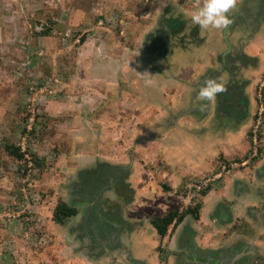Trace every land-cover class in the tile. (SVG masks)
I'll return each instance as SVG.
<instances>
[{
    "label": "crops",
    "instance_id": "crops-1",
    "mask_svg": "<svg viewBox=\"0 0 264 264\" xmlns=\"http://www.w3.org/2000/svg\"><path fill=\"white\" fill-rule=\"evenodd\" d=\"M39 1L45 8L58 10L45 19L56 23L53 36L32 34L27 38L25 33L26 38H21L29 43L28 49L42 52L38 62L48 77L73 71L65 64L72 61L87 82L84 89L74 93L72 86L71 95L65 93L71 100L68 106L53 108L55 100L53 104H43L54 115L60 110L73 112L62 124L68 134H59L53 146L65 139L70 152L75 149L72 146L79 149L69 158L80 163L77 171L63 183L69 200L62 199L76 213L63 224L52 221V210L49 215L55 228L61 226V234L55 228L52 233L53 240L58 241L57 254L65 257V264H78L69 257V248L86 244L98 246L101 252L103 260L96 258L93 264H230L234 254L247 249L250 253L264 251V113L258 123L259 156L247 160L244 166L240 164L252 149L249 133L257 123V85L263 81L264 73V0H240L232 14L233 24L227 30L209 31L191 22L194 0H168L166 6L162 0H128L124 5L117 0H101L100 7H95V0H52L53 7L46 5V0ZM40 10L39 5L37 11ZM0 13L3 19L5 14ZM11 23L16 32L17 22ZM55 28L70 34L72 30L83 32H75L74 39H70L65 33L57 36ZM82 35L85 40L80 43ZM2 39L12 38L3 33ZM11 49L19 51L21 60L26 52L31 55L16 45ZM138 49L140 55L134 56ZM71 50H75L74 57L66 52ZM60 53L62 56H58ZM49 56L54 57L52 66H46ZM235 68L238 73L233 72ZM209 77L224 83L227 91L201 112L198 91ZM115 82L120 85L118 89ZM118 90L125 92L122 97L127 102L114 100L108 109L97 111L98 119L97 112L87 117L106 97L116 98ZM113 112L115 115H111ZM100 125L108 140L120 142V152L119 147L109 153L88 152L92 144L87 136ZM161 126H167L165 132ZM82 154L83 160L76 159ZM136 161L140 164L135 167ZM221 162L240 165L196 195L189 207L197 206V217L185 215L160 236L151 218L180 209V205L185 207L183 184L212 176ZM102 164L106 167L100 172ZM119 166L128 177L132 174L133 180L119 175L115 170ZM84 168L100 173V179L94 177L97 185L92 191L82 192L78 187ZM87 176V182L94 181L92 175ZM38 214L31 218L37 217L35 221L40 223L43 217ZM34 225H22L21 229L30 236L29 229ZM45 228L35 234H43ZM24 243L21 247L25 251L39 246ZM18 256L12 253L4 264H20ZM249 259L243 257L241 261L247 264Z\"/></svg>",
    "mask_w": 264,
    "mask_h": 264
},
{
    "label": "rangeland",
    "instance_id": "rangeland-1",
    "mask_svg": "<svg viewBox=\"0 0 264 264\" xmlns=\"http://www.w3.org/2000/svg\"><path fill=\"white\" fill-rule=\"evenodd\" d=\"M46 1L48 2L46 5L50 6L51 4L53 7L54 2L52 3V0ZM150 1L153 2V0H145L146 3ZM100 3L101 0H95V7H100ZM117 3H121L122 5L128 4V0H117ZM39 5L41 10L37 11ZM57 11V8L48 9L47 7H43L39 0H0V12L8 15L7 18H5L4 15L3 19H1L0 15V23L6 24L5 28L0 24V86H5L1 89L2 93L8 91L6 94L0 92V161L2 162L0 163V257L2 253L1 250L6 253H14L15 255L19 254L21 259L17 260V262L20 264H65V257L60 256L59 253L57 254L56 245L58 241L53 240L52 233L56 229L58 233L61 234V226L57 225L55 228V224L51 221L49 215L58 200H62L63 197L66 201L69 200L70 196L63 191V183L72 178L70 174H74L77 171V165L80 164L75 158L69 159L70 154L78 152L79 149L72 146V148L75 149L71 150L73 152H70L67 140L62 139L59 143L53 146L54 139H56L59 134H68L67 128L62 124L66 118H69L71 114L73 115V112H63V110H60L54 115L52 110L51 113L50 111L45 110L43 104H53L55 100V104L57 105H53V108L54 106L66 107L71 103V100L70 97L65 96V93L71 95L69 92H71L70 88L72 86H74V93L77 89H84L87 82L83 80L79 68H76L72 61H67L65 64L67 66L69 65L73 71H67V73L62 76L57 73V75L48 77L47 71H44L43 69L41 70L40 68L43 64L38 62V59H40L39 57L42 56L39 54L40 51L37 50L36 52V48L28 49L29 43L21 38L25 33L27 34V38L33 36L30 31L34 27V24L40 20L44 21L48 16L53 17V13ZM65 13L68 14L69 12L66 11ZM78 16L79 12L76 15L75 21L78 19ZM70 19H72V17L69 14V20ZM101 21H103V19L99 20V23ZM11 22H17L18 28L16 32ZM55 29L57 36H59V33H61L62 36L64 35L65 30ZM72 31L73 33L68 35L70 39H74L75 32H77L76 34L78 35L83 32ZM3 33L9 35L12 39L3 40ZM167 39H171L169 34H167ZM152 40L156 44L162 43L160 39ZM12 42L19 48H26L24 50L31 52V55L29 56L28 52H26L25 57H23L24 59L21 60L22 56L19 51L11 49V47L14 46ZM156 44L154 45L155 48L157 47ZM163 51H166L165 48ZM66 52H69L73 57L75 55V50ZM58 56H62V54L60 53ZM58 56L55 57V59L58 58ZM26 57L29 58L31 63L28 64ZM49 57L50 60L46 66H52L53 61L51 60H53L54 57ZM173 60L175 62V59ZM236 60H239V58ZM240 62L241 61H239V63ZM23 72L25 75H22ZM233 72L238 73L237 68L233 69ZM100 78H103V76H100ZM243 82L244 78H242L241 83ZM109 83L110 82L108 81L105 82L106 85L110 86ZM69 84L71 85L70 87ZM112 84L113 83H111V85ZM115 86L118 89L120 85L115 82ZM65 89H67L68 92H66ZM124 93L125 92H122V94ZM131 93H134V91H131ZM60 94H62V98ZM122 94H118L116 98L114 96L106 97V100L100 104V108L103 107L108 109L107 106H109V103L111 104L113 100H117V102L120 103L127 102V100H124V97H122ZM109 99L111 100L108 101ZM127 99L131 100L128 96ZM262 101L264 103V93L262 95ZM107 102L108 104L105 105ZM147 102L149 103V101ZM153 103V101L150 103L151 107H153ZM116 104L117 103H115V106H118ZM130 104L133 106L135 105L132 101ZM16 105H21L25 110L30 112L31 116L39 117L38 125H35V123L31 121L32 117H28L25 120V123L18 121V116L15 115ZM116 109L117 107H115V110ZM111 115H115L114 112L113 114L111 113ZM133 115L135 114L133 113ZM91 116L92 113L88 117ZM112 117L113 116H110L109 118L112 119ZM98 118L99 112H97V119ZM85 120L90 121V119L87 118H84V121ZM103 121L106 120L104 119ZM42 124L45 125L43 126ZM91 124L94 126V122L91 121ZM23 126H26L27 129H33L36 132V136L29 139L21 135L20 131ZM100 127L102 128L103 126L100 125L99 127H96V129L93 127L94 130H92V133L87 136L92 144V146L87 149L88 152L92 155H96L97 153H100V151L104 153L106 151V153H109L111 149L118 147V151L120 152L122 150L120 142H111L108 140L104 131H100ZM166 127L167 126H161L160 130L165 132ZM118 130L121 131L120 128H118ZM62 136L64 137L65 135ZM15 141H17L15 146H19L22 151L27 152V154L28 152H34L38 156V163L33 161L28 162V171L26 170V175L24 174V177L22 176L24 167H20L17 161L8 159L9 157L6 152L1 148L4 142L15 143ZM120 141L122 142V140ZM84 157L85 156L82 154L76 156V159L83 160ZM28 159H31V157ZM65 159L68 161L66 162ZM117 160H119V158ZM48 163V167H45V164ZM128 163V166L132 164L130 161H128ZM138 164H140V161H136L134 166L136 167ZM86 166L90 165L87 164ZM105 167L106 164H102L98 169L100 172H103L105 171ZM120 168L122 167L119 166L115 170L122 177H126L128 175L127 171L120 170ZM109 170L111 169L109 168ZM95 171L96 169H82V173H85L84 178L79 176V182L77 183L82 192L88 190L92 191L93 187L97 185L96 178L100 179V173H96ZM111 173L112 172L109 171V174ZM87 174L92 175L91 178L96 177L93 182H87ZM131 176H127L129 180H133ZM99 192L96 193L98 194ZM106 208L107 206H105V209ZM37 214L39 217L40 215L43 217L40 223L35 221L37 217L35 219L31 218L33 215ZM31 223H35L34 229H29L32 234L27 236L21 227L22 225L27 226ZM41 227H46L45 230L42 231L43 234L36 235L35 233L39 232V228ZM35 237L43 239L37 240ZM23 242H26L24 244L29 246H31L30 244L38 243L39 246L34 250H30L34 248V246H31L29 247L30 249H27L28 251H25L21 247ZM80 254H83L84 256ZM19 256L17 258H20ZM71 256L74 258L73 261L78 264H93L94 259L97 258L98 260L102 258L98 246L92 244L69 248V257ZM103 263L105 264V261H103Z\"/></svg>",
    "mask_w": 264,
    "mask_h": 264
},
{
    "label": "trees",
    "instance_id": "trees-1",
    "mask_svg": "<svg viewBox=\"0 0 264 264\" xmlns=\"http://www.w3.org/2000/svg\"><path fill=\"white\" fill-rule=\"evenodd\" d=\"M46 22L47 24L42 23L43 28L40 32H35V31L32 32L35 37L42 36L46 38H51L53 36V30L56 23L52 19H48ZM80 39H81L80 42H83L85 40V35H82ZM65 91L67 92L68 90L65 89ZM15 108H16L15 115L18 116L19 119L18 121H20L21 123H25L26 122L25 120L28 117H32L31 121L35 123V125H38L39 117L31 116L30 112L25 110L21 105H16ZM42 125L44 126L45 124ZM20 134L29 139L31 137L36 136V132L31 128L27 129L26 126H23V128L20 131ZM16 142L17 141H15V143L4 142L1 148L4 152H6L7 156L9 157L8 159L17 161L20 167L22 168L24 167L22 173V176L24 177L26 175V170L28 171L27 168L28 162L33 161L38 163L39 162L38 156L34 152H28L27 154V152L22 151V149L19 146H15ZM29 157H31V159H28ZM0 163L2 162L0 161ZM48 165L49 163L45 164V167H48ZM75 213L76 210L74 208L69 207V205H67L63 200H58L55 203L54 207L52 208L51 219L57 224H63L67 218L72 217L73 215H75ZM188 214L197 217V206H193L192 208H187L182 211L181 210L179 211L178 209H173L169 211V213L163 216H153L151 218V225L154 227V229L160 236H164L172 224L174 223L176 224L179 221L181 222V219ZM1 252L2 253L0 257V264H4V262L10 260L11 255H9L10 253H6L2 250ZM10 263L13 264L12 261Z\"/></svg>",
    "mask_w": 264,
    "mask_h": 264
},
{
    "label": "clouds",
    "instance_id": "clouds-1",
    "mask_svg": "<svg viewBox=\"0 0 264 264\" xmlns=\"http://www.w3.org/2000/svg\"><path fill=\"white\" fill-rule=\"evenodd\" d=\"M167 2L168 0H162L164 6L167 5ZM239 2L240 0H194V11L190 16L191 22L205 31L227 30L234 22L232 14L237 9ZM41 23L47 24L46 20H40L39 23L34 24V27ZM34 27L31 29V34L35 31ZM139 49L134 52V56L140 55ZM39 54L42 55V52ZM226 91L227 87L224 83L211 77L205 79L198 91L201 101L198 106L199 110L206 111L217 96Z\"/></svg>",
    "mask_w": 264,
    "mask_h": 264
},
{
    "label": "built area",
    "instance_id": "built-area-1",
    "mask_svg": "<svg viewBox=\"0 0 264 264\" xmlns=\"http://www.w3.org/2000/svg\"><path fill=\"white\" fill-rule=\"evenodd\" d=\"M42 28L43 26L41 23V24L35 25L34 30L36 32H40ZM69 34L70 32H65V36H68ZM261 79H263V81L262 82L260 81L257 85L258 86L257 100L259 103L257 113H256V118H255L257 123H255L256 126H254L250 132V140L252 142V149L248 153L247 158L244 161L240 162L241 166L242 165L244 166L247 163V160H251V159L254 160L255 158L259 156V142L261 140H260V137H258V130L260 128L259 127L260 125L258 123L262 122V116L264 113V103L262 101V95L264 93V73L262 74ZM238 164L239 163L237 162H221L219 163V166H218L219 169L216 171V173H213L212 176H207V177L196 179V180L191 179L190 181L186 182V184H184L185 194L182 197V202H185V207H181L180 205L179 211L182 209L190 208L189 206H192L193 199L196 197V195L199 192L209 187V184L212 181L221 178L224 175V173H228L231 168H234Z\"/></svg>",
    "mask_w": 264,
    "mask_h": 264
},
{
    "label": "water",
    "instance_id": "water-1",
    "mask_svg": "<svg viewBox=\"0 0 264 264\" xmlns=\"http://www.w3.org/2000/svg\"><path fill=\"white\" fill-rule=\"evenodd\" d=\"M120 99V98H119ZM111 99H109L108 101H110ZM114 101V100H113ZM108 104V102L105 104V105H107ZM103 108V107H102ZM102 108H100V106L98 107V108H96V109H94L93 110V112H92V116L91 117H93L94 115H95V113L97 112V111H99V110H101ZM88 117V116H87ZM256 174V176H260L258 173H255ZM253 257V253H250L249 252V249H247L246 251H244V252H240V253H237V254H234V256L233 257H235V258H237V259H233L232 260V262L230 263V264H245V263H242V258L243 257ZM217 264H219L218 262H217Z\"/></svg>",
    "mask_w": 264,
    "mask_h": 264
},
{
    "label": "flooded vegetation",
    "instance_id": "flooded-vegetation-1",
    "mask_svg": "<svg viewBox=\"0 0 264 264\" xmlns=\"http://www.w3.org/2000/svg\"><path fill=\"white\" fill-rule=\"evenodd\" d=\"M247 264H264V251H254ZM257 261V262H256Z\"/></svg>",
    "mask_w": 264,
    "mask_h": 264
}]
</instances>
